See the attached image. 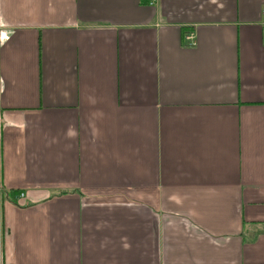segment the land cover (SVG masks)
<instances>
[{"label": "crops", "instance_id": "obj_1", "mask_svg": "<svg viewBox=\"0 0 264 264\" xmlns=\"http://www.w3.org/2000/svg\"><path fill=\"white\" fill-rule=\"evenodd\" d=\"M0 264H264V0H0Z\"/></svg>", "mask_w": 264, "mask_h": 264}, {"label": "built area", "instance_id": "obj_2", "mask_svg": "<svg viewBox=\"0 0 264 264\" xmlns=\"http://www.w3.org/2000/svg\"><path fill=\"white\" fill-rule=\"evenodd\" d=\"M187 41H189L190 44H193V37L190 35V36H187Z\"/></svg>", "mask_w": 264, "mask_h": 264}]
</instances>
